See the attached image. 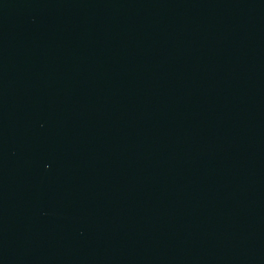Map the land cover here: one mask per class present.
I'll return each instance as SVG.
<instances>
[{"label": "water", "instance_id": "1", "mask_svg": "<svg viewBox=\"0 0 264 264\" xmlns=\"http://www.w3.org/2000/svg\"><path fill=\"white\" fill-rule=\"evenodd\" d=\"M0 264H264V0H0Z\"/></svg>", "mask_w": 264, "mask_h": 264}]
</instances>
